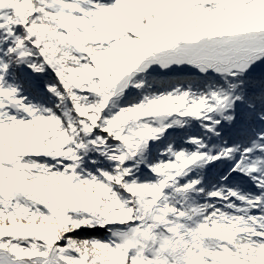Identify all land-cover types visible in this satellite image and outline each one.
Listing matches in <instances>:
<instances>
[{
  "label": "snow or ice",
  "instance_id": "6c2138e0",
  "mask_svg": "<svg viewBox=\"0 0 264 264\" xmlns=\"http://www.w3.org/2000/svg\"><path fill=\"white\" fill-rule=\"evenodd\" d=\"M0 264H264V0H0Z\"/></svg>",
  "mask_w": 264,
  "mask_h": 264
}]
</instances>
